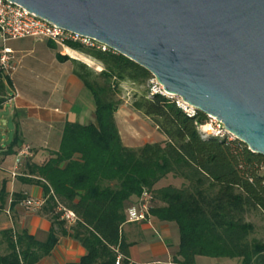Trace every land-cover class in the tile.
<instances>
[{"label": "trees", "instance_id": "16d2710c", "mask_svg": "<svg viewBox=\"0 0 264 264\" xmlns=\"http://www.w3.org/2000/svg\"><path fill=\"white\" fill-rule=\"evenodd\" d=\"M65 45L104 66L94 74L86 64L57 55L61 62H73L75 75L92 95L95 119L89 124L67 122L58 151L41 165L26 164L30 177L22 180L43 188L41 210L52 226L44 242L25 230L4 231L0 264H38L52 253L58 235L71 237L86 250L79 264H115L116 250L124 256L122 264H130L133 243L125 227L146 222H127V210L144 191L152 194L149 215L177 227V263L196 264L201 256L264 264V244L250 240L254 226L246 221L251 210L264 215V156L239 140L202 134L199 126L208 117L186 114L177 99L160 92L135 98L132 108L149 118L165 140L125 146L115 119L120 104L112 98L114 87L126 81L146 85L154 77L114 51ZM8 86L12 79L0 70V107L8 100ZM16 139L17 134L6 156L15 153ZM168 176L183 180L182 185L159 186ZM18 197L13 195L12 206L23 198ZM57 203L78 216L73 227L60 220Z\"/></svg>", "mask_w": 264, "mask_h": 264}, {"label": "water", "instance_id": "95a60500", "mask_svg": "<svg viewBox=\"0 0 264 264\" xmlns=\"http://www.w3.org/2000/svg\"><path fill=\"white\" fill-rule=\"evenodd\" d=\"M106 45L264 156V0H8Z\"/></svg>", "mask_w": 264, "mask_h": 264}, {"label": "crops", "instance_id": "0c3cea01", "mask_svg": "<svg viewBox=\"0 0 264 264\" xmlns=\"http://www.w3.org/2000/svg\"><path fill=\"white\" fill-rule=\"evenodd\" d=\"M16 41L23 43L7 47L13 51L15 64L20 68L25 64V67L21 74L18 73L20 70L12 74V87H7L8 100L0 107V252L6 250L3 232L9 229L25 230L40 242L46 240L52 226L49 216L41 210L42 207L37 211H26L23 207L25 200L45 199L40 185L28 184L22 180L30 177L26 164L30 162L41 165L58 151L67 122L89 124L95 119L92 95L75 75L73 62H61L57 58L59 54L79 61L82 58L78 55H83L82 53L68 47L51 48L48 41L34 38ZM129 113L127 118H130L132 132L141 136L144 143L135 146L137 139H123L118 123L122 117L118 110L115 119L122 142L130 148L141 147L153 137L154 125L149 118L132 108ZM16 134L18 139L14 147L15 153L6 156L5 152ZM164 140V136L160 138V141ZM27 148L29 155L22 156ZM18 161L20 176L13 178L11 174ZM13 195H18V198L23 196L15 206H12ZM175 227L172 223L159 221L152 216L145 224L126 226L127 239L133 243L129 248L130 262L181 264L174 260L178 245L170 243L176 232ZM151 232L153 235L159 232L163 242L149 243ZM85 255L86 250L78 241L69 236L58 235V243L52 253L38 264H79Z\"/></svg>", "mask_w": 264, "mask_h": 264}, {"label": "built area", "instance_id": "2783aa9c", "mask_svg": "<svg viewBox=\"0 0 264 264\" xmlns=\"http://www.w3.org/2000/svg\"><path fill=\"white\" fill-rule=\"evenodd\" d=\"M26 38L53 42L61 47H66L65 44L67 42H72L78 43L88 49L102 52L113 51L94 39L63 30L55 24L28 12L18 4L8 0H0V42L2 44V49L0 51V70L4 76L11 78L16 70L13 51L7 47V43ZM154 92L165 94L160 86L158 89L154 90ZM178 104L183 108L186 114L192 116L196 114L193 108L183 103L180 99L178 100ZM199 129L206 136H214L228 141L235 140L234 136L226 130L224 125L214 117L208 116L206 124L199 126ZM21 155H29V149H25ZM18 171L19 161L11 174L13 178L20 176ZM45 199L43 201H35L33 199L25 200L23 202V207L26 211H37L45 204ZM151 200L152 194L148 191H144L137 203L128 208L127 222H148ZM56 213L60 214V220L65 222L67 228L73 227L79 220L78 216L73 211L60 203H57ZM116 253L117 257L115 264H122L124 259L123 254L118 250H116ZM130 264L132 263L130 262ZM142 264L156 263L146 262Z\"/></svg>", "mask_w": 264, "mask_h": 264}, {"label": "rangeland", "instance_id": "374dc122", "mask_svg": "<svg viewBox=\"0 0 264 264\" xmlns=\"http://www.w3.org/2000/svg\"><path fill=\"white\" fill-rule=\"evenodd\" d=\"M21 43L23 42L22 41H10L7 43V45L14 47L15 45L21 44ZM1 49L2 47H0V51ZM69 52L71 54H75L72 51H69ZM83 55H78L82 58V59H79V61L86 64L88 68L94 74H98L104 69V66L101 62L93 58H90L86 55L84 56ZM24 67H25V64H23L21 68L18 65H16V70L14 73L16 74V72L20 70L18 71V73L20 72L21 74ZM158 87L159 85L156 82L155 78L150 80L146 85H138V84H134L129 81H126V82L120 83L117 88L114 87L115 92L113 93L112 98L114 101L120 104L118 110H119V116L122 117L118 120L120 132L125 141H130L131 139H137L138 142L135 144V146L143 144L144 141L141 136H137L133 134L134 131L131 129V126H130V118L129 120L127 118L130 116L129 111L132 108V102L135 98H138L142 95L150 96V93L154 92V90L158 89ZM167 96L170 98H175L169 95ZM175 99L179 100L178 98H175ZM153 125H154V135L152 138H150L149 141H146V142L148 143L161 142L160 138L161 137L163 138V135L158 131L154 123ZM123 126L124 127L126 126V127L124 128ZM182 183H183V180L179 178H173L172 176H168L167 178L161 180L158 185L166 186V185L171 184L173 186L180 187ZM246 221L251 223L254 226V232L250 236V240L259 241L262 244H264V215L259 210H251L246 215ZM175 230L176 232L173 234L170 240V243H173L174 245H178L180 237H179V232L177 230V227H175ZM149 236H150V238L148 239L149 243L156 244L159 242H163V237L161 236L159 232H157L156 235H153V233L151 232ZM196 264H240V261L236 259H227V258L217 259V258L199 256L196 258Z\"/></svg>", "mask_w": 264, "mask_h": 264}]
</instances>
